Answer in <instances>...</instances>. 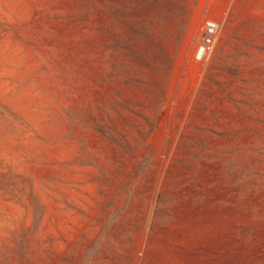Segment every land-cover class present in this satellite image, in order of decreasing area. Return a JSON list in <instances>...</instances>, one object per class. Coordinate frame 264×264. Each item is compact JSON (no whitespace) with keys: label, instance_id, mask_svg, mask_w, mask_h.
<instances>
[{"label":"rangeland","instance_id":"1","mask_svg":"<svg viewBox=\"0 0 264 264\" xmlns=\"http://www.w3.org/2000/svg\"><path fill=\"white\" fill-rule=\"evenodd\" d=\"M0 264H264V0H0Z\"/></svg>","mask_w":264,"mask_h":264},{"label":"built area","instance_id":"2","mask_svg":"<svg viewBox=\"0 0 264 264\" xmlns=\"http://www.w3.org/2000/svg\"><path fill=\"white\" fill-rule=\"evenodd\" d=\"M220 24L215 19H207L203 29L196 40L194 57L196 60H203L212 51L217 39Z\"/></svg>","mask_w":264,"mask_h":264}]
</instances>
